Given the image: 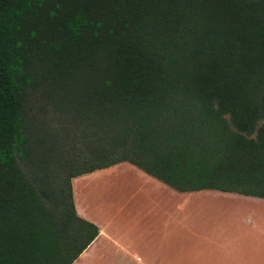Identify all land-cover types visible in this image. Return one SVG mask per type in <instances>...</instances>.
<instances>
[{
  "label": "trees",
  "instance_id": "1",
  "mask_svg": "<svg viewBox=\"0 0 264 264\" xmlns=\"http://www.w3.org/2000/svg\"><path fill=\"white\" fill-rule=\"evenodd\" d=\"M120 161L264 198V0H0V264H71Z\"/></svg>",
  "mask_w": 264,
  "mask_h": 264
},
{
  "label": "crops",
  "instance_id": "2",
  "mask_svg": "<svg viewBox=\"0 0 264 264\" xmlns=\"http://www.w3.org/2000/svg\"><path fill=\"white\" fill-rule=\"evenodd\" d=\"M70 187L76 214L98 228L71 264H264V198L178 191L127 161Z\"/></svg>",
  "mask_w": 264,
  "mask_h": 264
}]
</instances>
